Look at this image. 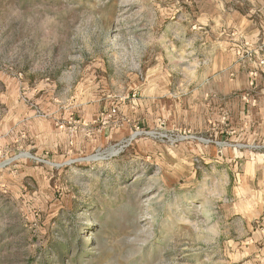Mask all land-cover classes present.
<instances>
[{
  "label": "rangeland",
  "instance_id": "obj_1",
  "mask_svg": "<svg viewBox=\"0 0 264 264\" xmlns=\"http://www.w3.org/2000/svg\"><path fill=\"white\" fill-rule=\"evenodd\" d=\"M0 264H264V0H0Z\"/></svg>",
  "mask_w": 264,
  "mask_h": 264
},
{
  "label": "crops",
  "instance_id": "obj_2",
  "mask_svg": "<svg viewBox=\"0 0 264 264\" xmlns=\"http://www.w3.org/2000/svg\"><path fill=\"white\" fill-rule=\"evenodd\" d=\"M231 64H232V63H231ZM230 76H233V74L230 73ZM228 78H230V77H229V74L227 75V78H226V79H228ZM233 81H234V80H232L231 83H229V84H232Z\"/></svg>",
  "mask_w": 264,
  "mask_h": 264
}]
</instances>
